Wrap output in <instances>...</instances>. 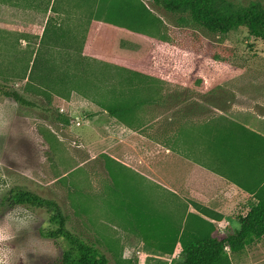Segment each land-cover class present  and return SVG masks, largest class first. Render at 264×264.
<instances>
[{"label": "rangeland", "instance_id": "rangeland-1", "mask_svg": "<svg viewBox=\"0 0 264 264\" xmlns=\"http://www.w3.org/2000/svg\"><path fill=\"white\" fill-rule=\"evenodd\" d=\"M140 1L151 23L132 15L142 11L133 0H0V85L34 104L0 94V264H54L67 247L42 235L45 210L9 201L12 188L58 201L69 227L116 264L123 227L166 225L163 168L179 125L264 115V40L187 26ZM112 106L131 108L112 116ZM131 247L135 264L172 262Z\"/></svg>", "mask_w": 264, "mask_h": 264}, {"label": "crops", "instance_id": "crops-1", "mask_svg": "<svg viewBox=\"0 0 264 264\" xmlns=\"http://www.w3.org/2000/svg\"><path fill=\"white\" fill-rule=\"evenodd\" d=\"M239 116L230 115L232 119L227 115L219 116L205 123L196 121L193 130L180 129L179 125L167 149L169 165L165 162L163 168L170 191L165 201L166 225L161 230L147 226L137 232L123 227L119 246V250L125 252L123 259H129L132 242H139V250L146 247L173 260L175 255L180 256L182 236L217 231L227 235L240 229L239 216L257 203L256 190L264 184V162L259 154L264 150V122L259 117L264 115L258 118L248 114ZM144 139L149 143L148 137ZM172 159L179 164L181 197L171 175L175 170L170 166ZM146 164L154 170L148 160ZM171 193L179 199L173 207L174 212H171V204H174ZM247 249L250 264H264V236L249 244Z\"/></svg>", "mask_w": 264, "mask_h": 264}, {"label": "trees", "instance_id": "trees-1", "mask_svg": "<svg viewBox=\"0 0 264 264\" xmlns=\"http://www.w3.org/2000/svg\"><path fill=\"white\" fill-rule=\"evenodd\" d=\"M133 1L138 2L141 7L140 9L138 6L139 10L142 11L136 12L132 9V15L144 24L151 23L150 10L140 0ZM151 1L165 11L178 15V22L187 26H198L209 32L225 34L243 28L251 36L264 40V3L260 0H251L248 3L234 0ZM0 94L21 105L34 106L25 95L8 86L0 85ZM128 108L131 107H106L112 116L125 113ZM194 128L195 122L180 125L183 130ZM255 196L257 203L250 206L245 215L239 216V230L227 235L217 231L182 236L179 259L172 260L170 264H250L247 246L264 236V184L256 190ZM8 199L13 205H26L46 211L48 225L42 229V235L53 239L61 238L67 245L61 260L54 264H110V257L95 243L69 227L67 215L55 199L21 187L12 188ZM114 257L116 264H135L130 258L123 259V255L114 254Z\"/></svg>", "mask_w": 264, "mask_h": 264}, {"label": "built area", "instance_id": "built-area-1", "mask_svg": "<svg viewBox=\"0 0 264 264\" xmlns=\"http://www.w3.org/2000/svg\"><path fill=\"white\" fill-rule=\"evenodd\" d=\"M227 248V247H226ZM228 249V248H227Z\"/></svg>", "mask_w": 264, "mask_h": 264}]
</instances>
